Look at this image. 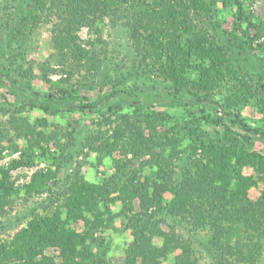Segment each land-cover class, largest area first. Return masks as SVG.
Masks as SVG:
<instances>
[{
	"label": "rangeland",
	"instance_id": "rangeland-1",
	"mask_svg": "<svg viewBox=\"0 0 264 264\" xmlns=\"http://www.w3.org/2000/svg\"><path fill=\"white\" fill-rule=\"evenodd\" d=\"M170 1L171 11L165 18L155 19L163 0H113L91 14L89 24L69 30L63 20L65 14L49 6L42 12L36 0H0V62L11 67L10 63L17 61L18 65L12 66L17 78L30 81L38 90L59 93L67 88L91 99L130 86L136 94L145 83L168 95L181 85L177 79L180 71L186 85L176 93L190 97L198 91L227 98L250 125L263 127L264 52L248 49L245 38L231 39L229 31L236 22L230 0L226 4L218 0ZM243 1L263 24L264 0ZM151 31L163 33L153 36L155 46L146 47ZM253 32L264 44V26ZM74 43L88 50L89 57L71 68L62 57H68L69 45ZM157 46L159 54L154 52ZM203 72H207L209 88L194 86ZM119 98L110 103H119ZM123 104L113 112L103 107L47 112L27 103L25 94L10 80L0 79V168H8L12 161L31 160L9 169V180L20 191L10 197L5 213L0 214V241L9 242L30 219L55 210L61 203L60 190L73 184L102 185L117 176L116 181L125 184L137 176L139 184L154 183L156 190L163 186L166 202L179 187L181 174L200 160L207 161L201 140L188 129L199 128L209 140L218 137L214 127L198 119L200 110L188 113L168 108L160 110L158 118H150L143 107H131L128 100ZM244 148L264 153L259 143H240L239 149ZM41 171H51L58 183L52 180L50 188L28 195L24 186ZM244 174L256 175L252 167H245ZM263 187L259 181L248 190L247 198L256 208ZM136 195L135 209L140 210L141 200L148 199L143 193ZM111 208L118 211L120 202ZM87 216L93 219L94 213ZM171 217L166 215L160 228L175 232L178 249L161 258V264H174L183 246L192 250L199 264H264V235L243 223L242 217L226 222L232 229L223 233L229 245L224 252L209 245L213 232L208 226H200L192 218ZM157 218L160 216H153ZM120 220L116 219V228L92 231L109 245L107 257L112 264H125L126 248L133 240L131 230L123 229ZM72 227L90 231L84 219L73 221ZM154 243L163 248L165 240L155 235ZM44 254L62 260L58 247L49 246ZM16 263L19 261L8 262Z\"/></svg>",
	"mask_w": 264,
	"mask_h": 264
},
{
	"label": "trees",
	"instance_id": "trees-1",
	"mask_svg": "<svg viewBox=\"0 0 264 264\" xmlns=\"http://www.w3.org/2000/svg\"><path fill=\"white\" fill-rule=\"evenodd\" d=\"M111 1L113 0H36V4L43 7L42 12L49 6L65 14L63 20L67 21L66 27L71 30L78 24H89L90 15L98 9L101 10V5ZM218 1L227 3V0ZM171 2L163 0L162 7L156 10L155 19L165 18L167 12L171 11ZM230 3L234 7L236 22L235 28L229 31L231 39L245 38L248 49L264 52V44L257 41L253 32L264 26V22L259 24L253 13L245 7L243 0H230ZM67 29L63 28L71 35V31ZM163 32L157 34L151 31L146 40V47L150 44L155 46L153 36L157 37ZM68 50V57L62 55V59L67 60L71 68L76 63L88 60L89 51L80 44H70ZM155 50L154 52L159 54L161 49L157 46ZM15 64L17 61L10 63L13 67ZM12 66L0 62V79L10 80L16 90L25 94V100L32 107L42 108L47 112L94 111L103 107L113 112L119 107L122 108L123 103L128 100L131 107L146 109L150 118H158L160 110L168 108L188 113L200 110L198 119L214 127L218 137L209 140L203 137L204 132L199 128L189 126L190 133L196 134L201 140L207 161L200 160L192 170L183 172L179 178V187L174 191L172 199L166 202L163 186L156 190L154 183L139 184L136 182L137 176L128 178L125 184H119L116 181L117 176L112 178L113 181L109 179L102 185L80 182L63 188L58 193L61 203L59 202L55 210L45 216L30 219L9 242L0 241V264H8L11 261H19L16 264H112L107 257L109 245L105 244L103 237L94 236L92 231L99 227L116 228V219H121L123 229H130L133 235L132 242L126 248L125 264H161V258L178 249L175 232L160 228V223L165 221L166 215L172 216V219L173 216L192 218L196 224L208 226L213 232L209 236V245L223 252L229 248L223 233L232 229L231 226L227 227L226 222L240 221L242 217L243 223L256 227L260 236L264 235V187L258 208L247 198L248 190L252 186L257 185L259 181L264 183V153L246 148L239 149L240 143L243 142L264 146V126L250 125L240 111L234 110L228 104L227 98L218 99L198 91H193L190 97L181 96L176 92H182L186 84L184 74L180 71H177V79L183 87L178 85L168 95L162 94L154 84L147 83L143 84L136 94H133L130 86L114 88L109 94L92 99L82 97L75 93V90L67 88L60 89L59 93L43 92L36 89L30 81L18 79ZM172 69L176 74L175 67ZM194 86L209 88L206 87L210 86L207 72L201 73ZM116 97H120V102L110 103ZM52 158H56V155ZM30 161L16 160L12 161L8 168H0L1 215L5 213V206L10 197L20 191V188L11 184L9 169L30 164ZM245 167H252L256 175L244 174ZM50 172L41 171L35 174L32 182L24 186L25 192L31 195L44 191L50 188L52 180L57 184L56 177ZM138 193L145 194L148 199L147 202L145 199L141 200L140 210H136L134 205ZM117 202H120V209L114 212L111 207ZM152 207L154 208L151 209ZM102 208L104 212L101 211ZM91 211L94 213L93 219L87 216ZM154 215L160 218L154 220ZM78 219H84L91 232H80L73 228V221ZM155 235L165 240L163 248L154 243ZM228 240L229 238L226 241ZM49 246L60 248L61 261L44 254V250ZM240 249L238 245V250ZM253 250L256 252L255 248ZM191 254L192 250L183 246L182 251L176 255L174 264H199Z\"/></svg>",
	"mask_w": 264,
	"mask_h": 264
}]
</instances>
